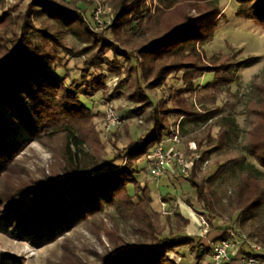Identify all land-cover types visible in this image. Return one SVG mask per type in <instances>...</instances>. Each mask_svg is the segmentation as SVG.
Listing matches in <instances>:
<instances>
[{
  "label": "trees",
  "instance_id": "trees-1",
  "mask_svg": "<svg viewBox=\"0 0 264 264\" xmlns=\"http://www.w3.org/2000/svg\"><path fill=\"white\" fill-rule=\"evenodd\" d=\"M20 1L27 2L24 10L15 5L0 14V233L37 245L62 237L48 264H179L169 255L184 258L179 249L197 250L204 246L203 238L194 243L178 236L188 224L179 212L173 213L174 231L164 236L161 214L150 208L149 187H141L136 179L137 165L171 134L184 135L188 120L208 121L222 112L216 102L236 81L235 72L243 63L230 46L228 54L204 55L203 47L214 40L223 14L219 0H108L110 19L101 32L91 27L80 0ZM233 2L237 18L264 30V0ZM70 35L85 44L80 50V84L68 74L54 73L65 66L62 54ZM103 67L118 87L125 86L131 113L152 126L138 140L127 134L122 149L113 142L110 159L105 145L95 142L90 104L80 100L108 92ZM205 74L213 79L199 87ZM252 85L256 99L247 107L252 119L242 149L264 168V70ZM157 92L162 97L154 103ZM170 117L180 119L171 132ZM214 124L219 128L215 138L202 132L189 139L198 152L205 150L189 174L180 175L195 194L184 203L199 207L211 228L212 183L227 167L245 161L243 156L225 157L221 165L217 159L216 172L200 176L197 163L211 153L225 156L236 139L233 119L224 117ZM29 141L49 152L46 167L32 170L26 166L28 158L20 157ZM225 210L240 223L259 216L264 211V175L241 172ZM114 215L132 226V240L121 235ZM78 228L91 233L104 250L89 248L88 256L79 252L69 237ZM230 229L222 228L214 243ZM263 229L261 224L248 234L262 250L246 249L245 238L238 254L264 263ZM16 261L10 255L0 257V264Z\"/></svg>",
  "mask_w": 264,
  "mask_h": 264
},
{
  "label": "rangeland",
  "instance_id": "rangeland-1",
  "mask_svg": "<svg viewBox=\"0 0 264 264\" xmlns=\"http://www.w3.org/2000/svg\"><path fill=\"white\" fill-rule=\"evenodd\" d=\"M88 1L93 2V6H89L87 4ZM107 2L108 0H80L78 3L80 8H86V17L91 22V27L95 28L98 32L102 31L104 22L108 23L110 19L107 16L109 12ZM26 3V1L20 0H0V14L3 10L15 5H17V9L24 10ZM153 6L151 7L153 8ZM219 7L223 14L219 19L218 30L215 33L214 40L203 47L204 55L206 58H209L219 53L228 54L230 52L228 46H230L237 52L236 59L241 61L243 65L235 72L237 76L236 81L224 90L216 102V106L222 108L220 115L208 121L188 120L184 123V135H181L179 132L178 144H172L169 141L170 136L173 134L162 142L164 150L177 152L186 160L189 169L195 160V156L202 154V151L205 150L203 147L198 152L196 142L189 139L200 135L202 132H208L211 138H215L219 128L214 122L224 117L234 120L236 139L226 155L218 156L216 153H211L205 158V161L196 162L199 165L200 176L204 174L212 175L218 168L214 165L215 160H221V165H223L225 157L229 160L241 156L245 157L244 162L227 167L212 183L210 189L214 197L215 206V213L209 216L212 219V228L208 225L206 215H202L199 207L195 206V209H192L184 203L186 199L193 200L195 194L180 177L181 173L176 165H168L167 170H164L163 175L156 180L148 173L149 164L147 159H141L137 165L140 172L136 175V179L141 187H149L150 208L161 214L160 223L165 229L164 236H167L170 230L174 231L173 213L179 212L181 216L188 220V224L178 233V236L193 238L194 243L199 238H203L204 246H200L197 250H192L188 246L179 249L184 258L169 255L171 260L179 264H214L209 246L215 244L214 242L217 241V237L223 232L221 229L226 227H231L232 229L228 230V233L222 240H227L231 244L230 253H237L241 248V242L245 238L246 243H249L248 246H245L246 249L255 246L259 249L257 252L262 250V246L257 238H249L248 234L254 231L256 227L264 224V211L259 216L240 223L236 220L237 215L231 217L225 209L227 198L231 196L233 187L238 181L241 172L247 170L264 175V168L260 167L252 157L246 155L242 149L252 119V116L247 111V107L256 99L252 83L255 79H261L264 70V30L251 22L237 18L235 16L237 5L233 0H219ZM83 46L85 44L77 37L70 35L67 40V50L62 54L65 60H67L63 62L65 66L54 73L60 77L68 74L69 78L78 80L80 84L82 76L80 62L83 58L80 55V50ZM107 56L111 57V54ZM102 74L105 76L104 84L108 88V92L104 95L102 91L94 92L89 97H81L80 100L90 104L95 142L101 146L105 145V151L109 155L108 159H110L115 152L112 145L113 142H116L117 147L122 149L126 145L127 134L133 140H138L152 126L140 115L131 113L132 105L125 95V86L118 87L117 79L113 74L107 72L106 67H103ZM212 79V74H205L197 84L199 87H202ZM161 97L162 94L157 92L153 97L154 103H157ZM109 110H112L117 117L124 116L126 119L120 121L118 125L108 124L106 113ZM179 121L180 119L178 118L170 117V132L176 130ZM95 142L93 143L94 145ZM24 156L28 158L26 166L32 170L46 167L50 160L49 152L32 141H29L23 148L20 157L24 158ZM205 162L207 163L205 164ZM199 216L202 217L205 225L201 224ZM166 217L170 218L169 225L166 223ZM114 218L115 221L118 220V217L115 216ZM116 223L119 225L121 235L127 240H132V226L123 220H118ZM69 237L78 251L84 253L86 256H88L87 249L89 248L98 252L104 250V247L97 242L96 238L84 228H78L77 232L72 234V236L70 234ZM62 239L61 237L54 243L37 245L36 243H30L28 240H16L8 234L0 233V257L6 260L7 256H13L17 260L15 264H48L52 258V252L57 248V243ZM105 246L109 248L108 243H105ZM242 256V254H237L228 264H239L237 259ZM89 258L90 260H94L92 256Z\"/></svg>",
  "mask_w": 264,
  "mask_h": 264
},
{
  "label": "built area",
  "instance_id": "built-area-1",
  "mask_svg": "<svg viewBox=\"0 0 264 264\" xmlns=\"http://www.w3.org/2000/svg\"><path fill=\"white\" fill-rule=\"evenodd\" d=\"M106 120L108 124L110 125H118L120 123V119L114 114L112 110H109L106 113ZM178 133L175 132L169 139V141L172 144H178L179 143V137ZM163 143L159 144L157 147H155L153 150L150 151V153L147 155V160L149 164V171L148 173L152 176L153 179H159L162 175L164 170H167L168 165L174 164L176 165L181 175L187 176L189 174L188 170V163L186 160L180 156L177 152H171L165 151L163 148ZM198 155L195 156V159L198 160ZM207 162H205L206 164ZM201 220V224L205 225V222L202 220V217L199 216ZM243 240L242 242H244ZM241 242V243H242ZM231 244L227 240H221L215 244L212 245V260L214 264H228L234 256L238 254L236 253H230ZM255 252H257L259 249L255 246H252L251 248ZM239 264H260L257 259L254 257H247L242 256L241 258L237 259Z\"/></svg>",
  "mask_w": 264,
  "mask_h": 264
}]
</instances>
